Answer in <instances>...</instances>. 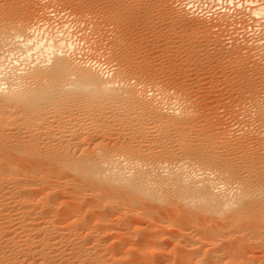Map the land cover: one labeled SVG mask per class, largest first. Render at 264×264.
I'll return each instance as SVG.
<instances>
[{
    "label": "bare ground",
    "instance_id": "1",
    "mask_svg": "<svg viewBox=\"0 0 264 264\" xmlns=\"http://www.w3.org/2000/svg\"><path fill=\"white\" fill-rule=\"evenodd\" d=\"M0 1V264H264V45L238 42L234 64L260 59L259 85L221 126L163 81L101 61L110 52L74 26L79 12ZM243 3L264 18L259 0Z\"/></svg>",
    "mask_w": 264,
    "mask_h": 264
},
{
    "label": "rangeland",
    "instance_id": "2",
    "mask_svg": "<svg viewBox=\"0 0 264 264\" xmlns=\"http://www.w3.org/2000/svg\"><path fill=\"white\" fill-rule=\"evenodd\" d=\"M22 1H24L25 4L29 5L30 9L35 7V8H33L34 11H37V8L39 9L43 4L47 5V7H48V5H50V6L54 5L55 9L57 10L56 12L58 13L60 11L58 13L59 16H61V18L63 20L67 19L68 21H69V18H71L75 14H76L75 15V18H76L77 14L79 12V14L76 18L78 21H76V22L78 24H79V22H81V25L80 24L78 25L76 23L77 25L74 24V26L77 29L82 28L85 31L89 30L87 28H90L91 33L90 32L88 33V31H86V34L88 33L86 36V39H88V42H90V44H91L92 43L91 41L94 40L92 38H95V41L98 44L102 43L101 44L102 46L98 45L99 49H106L104 52H108V51L110 52L108 54L109 56H107V58H101V61L108 60V57H110V56L113 57L112 59H114V60L116 59L115 60L116 62L119 60L118 61L119 63L117 62V64L120 66V69L121 70L124 69L125 73H127V75H125L124 72L122 73L124 78L128 79V76H129V79L135 78L134 79L135 83L137 82L136 81L137 76H139L140 74L141 75L139 77H141V78H139V77H138L139 79L137 78L138 79L137 83H139L140 80L143 82H146L147 79H148L147 83H148V81L150 83L151 81H153V79L163 81L162 83L164 84L163 85L164 89L165 88L167 89L168 87H169L168 89H171V88L174 89L175 88V91H178V93L180 94V98L184 96L182 94H185V96L187 98L190 97L189 100L193 98L190 101L191 103L193 101V103L191 105L193 106L194 104H196L193 107L196 110L198 109L197 112L200 113L199 115H202L203 119L206 118L209 121L211 120L212 123H217L218 122L217 120H219V122H221V123H224L221 126L226 125V123H227L226 121H229L230 124H231V122H232V124L235 123L236 121L231 120L230 118H232L234 115L233 113L235 112L234 109L237 108V103L239 102V100L241 103L244 102L242 100L245 99L244 95L247 92L246 89H249L251 87V85H253V86H255L256 84L259 85V82H258L259 78H255L254 73L252 72V69L255 67L254 63L260 62L259 61L260 59H257L256 57H255L256 59L252 58L253 61H252V59H250L248 61V64H245V66L244 65L243 66L238 65V67L236 66L237 63L234 64V61H233L234 58L238 56L239 48L246 46V44L248 45L247 47L251 46L250 49L253 47L257 48L258 46L262 47L264 45V18H262V19L256 18V17L251 15V13L248 9H250V7H252V6L249 4L246 5V3H243L247 0H240V1L234 0V2H235L234 5L237 2L243 3V6H241V8H237L232 4H225L227 0H221L223 2L222 4H224V6L226 8V11L222 12L223 14H221V12L217 13L216 10H214L215 8L213 7L212 4H210V3H212V2H210V0H191V1H194V3H195V1H197V2H200L201 4L203 3L204 5L208 4V6H212L213 8L210 9V12H212V15L211 14L207 15V13H204L206 11V8H204L203 12H200L202 8L195 7V5H193V4L189 5L190 11L189 10L187 11L186 2L190 1V0H61L62 3L60 0H56V2H54L55 0H50V2H48L47 0H44V2L47 1L45 3L42 2L43 0H40L37 2H36V0L34 2L32 0H20V1L19 0H13V3L14 2L20 3ZM25 1H28V2H25ZM259 1L264 4L263 0H259ZM40 2H42L43 4L42 3L40 4ZM0 3L2 4L1 1H0ZM38 3H39V5H38ZM215 3H216V1H215ZM2 5H3L5 11H7L6 10V7H7L6 4H2ZM13 6L14 5L11 6L10 18L13 21L15 19H16L15 21H17V18H19L21 16L20 12L22 13V10H20V7L17 4L18 7L15 6V8H16V10L19 9V11L18 10L14 11L15 8ZM58 7H59V10L57 9ZM50 8L53 9L52 7H50ZM85 10H87V11L85 12ZM15 12H17V13H15ZM176 12L177 13L182 12V14H185V15L187 13L186 20H183V21L174 20L172 15H173V13H176ZM52 13L53 12H51L50 14H52ZM81 13L82 14L84 13V14L82 15ZM86 13H87V15H85ZM88 13H89V15H88ZM34 14H35V12H34ZM80 15L82 18L80 17ZM90 15H91V17H90ZM188 15H190V16H188ZM13 16H15L14 17L15 19L13 18ZM87 16H89L90 18L88 17L89 18L88 19ZM223 16L224 17L228 16L229 18L227 17L228 19H226V18L223 19L224 18ZM38 17H40V15ZM53 17L54 16L51 15V18H53ZM84 17H86L87 19ZM55 19H57V18L55 17L54 20ZM217 19H219V20H217ZM231 19H233V20H231ZM80 20H82V21H80ZM84 20L88 23L85 24L86 22ZM92 20H94V22ZM225 20L227 21V24L223 22ZM229 20H231V21H229ZM13 21L11 22V24L13 23ZM51 21H53V20H51ZM89 21L90 22L92 21L91 23L98 26V27L90 24ZM217 21H218V23H217ZM219 21H221L222 23L221 22L219 23ZM197 22L201 23V24H198ZM203 23H206L210 27L212 26V28L215 25L216 29L214 28V29H212L213 31L211 30L212 35H210V37L204 36V33L202 32V29H201V25ZM223 23H224V25H223ZM220 24L223 26L221 27ZM198 25H200V27ZM216 25H217V27H216ZM219 25L221 28L218 27ZM92 26H93V29H91ZM217 28H218V30L220 28V30L218 31ZM105 29H107V30H105ZM230 29L232 30V32H235L236 30H238V32H239L238 33L239 36H237L238 38L233 37ZM93 30H95V31H93ZM183 30H184V33H183ZM92 31H93V33H92ZM96 31H97V33L98 32L99 33L97 34ZM220 31L221 32L224 31V32L221 33ZM218 32H220V33H218ZM216 33L219 36H221L220 39H222L223 40L222 42H225V43H222L220 40V43H218L217 45L215 44L216 46L213 44V41H211V39H213L214 37L217 38L218 35ZM91 34H93L92 38L90 37ZM94 35H98V36L94 37ZM199 35H200V37H199ZM202 35H203V37H202ZM193 37H195V38L193 39ZM207 37H209V38H207ZM222 37H224V38H222ZM231 39L233 42L230 41ZM109 40H111V41H109ZM228 40L230 42H227ZM208 41H210V42H208ZM241 41H243V42L247 41V42H245V44L242 42L244 45L241 46V44H240ZM96 42H95V44H97ZM238 42H240V43H238ZM191 43H193V44H191ZM84 44H82L83 48L87 45V44L86 45H84ZM238 44H240L241 47H239ZM123 45H125V46H123ZM109 47H110V49H109ZM118 47H119V49H117ZM220 47L222 49L223 48H225V49L222 50ZM204 48H205V50H204ZM263 48H264V46L262 47V49ZM127 50L129 52H127ZM188 52H189V54H188ZM221 52H222V54H221ZM235 52H237V53H235ZM230 53H231V55H230ZM233 54H235L236 56ZM129 55H130V57L127 58ZM226 55L227 56L229 55V56L226 57ZM142 57H144V58H142ZM189 58H191V59H189ZM188 60H190V61H188ZM145 61H146V63H145ZM192 61H194V62H192ZM120 62H121V64H120ZM125 62L129 66L126 65ZM134 63H135V65H134ZM141 63H142V66H141ZM122 66H123V68H122ZM246 66H248L247 68H249V70L246 68ZM239 67H241L242 69ZM237 68H239L241 70H239ZM146 69H147V71L150 70L151 73L147 72ZM129 70H130V72H129ZM154 70H156V71H154ZM192 70H194V71H192ZM234 71H236V72H234ZM133 72H135V73H133ZM130 73H132L133 75L136 74V76L134 75V77H133V75H131ZM129 74L132 77H130ZM156 74H157V76L159 75L158 78H156ZM172 75H174V76H172ZM238 75L241 77H239ZM242 75H245V76H242ZM148 77L149 78L151 77V78L149 79ZM248 78H250V80ZM221 79H222V81H221ZM177 80H179V81H177ZM244 81H245V83H244ZM143 82H141L139 84H142ZM171 83L174 86L173 85L169 86V85H171ZM145 84L146 83H143L142 85L145 86ZM181 85H182V87H181ZM247 86H248V88H247ZM177 87H180L182 90L180 88L177 89ZM186 87L188 89H186ZM232 87L235 89H233ZM239 88H241V90ZM231 89H233V93H232ZM183 90H185V91H183ZM188 90H190L191 93H189ZM181 91H183V92H181ZM242 91H244V92H242ZM187 92H188V96L186 95ZM191 94L193 97L190 96ZM195 99H197L198 103L195 102L196 101ZM233 99H235V100H233ZM207 101H208V103H207ZM234 105H235V107H234ZM199 106H201V107H199ZM232 107H233V109H232ZM209 111H211V112H209ZM227 111L228 112L231 111V112L228 113ZM204 114H205V117H204ZM226 114H228V115H226ZM215 115L217 116V118ZM212 117L215 119H212ZM221 119H224L225 121L221 120ZM222 121H224V122H222ZM235 127H237V128H234V129L237 130L239 127L238 124H236Z\"/></svg>",
    "mask_w": 264,
    "mask_h": 264
},
{
    "label": "built area",
    "instance_id": "3",
    "mask_svg": "<svg viewBox=\"0 0 264 264\" xmlns=\"http://www.w3.org/2000/svg\"><path fill=\"white\" fill-rule=\"evenodd\" d=\"M191 4L195 5V7L202 8L200 12H203L204 8H206V11L204 13H207V15H210V14L212 15V12H210V9H212L213 7H216L215 10L217 13H219V12L222 13L223 11H226V8H225L224 4H222V3H210L213 5V7H212V6H208V4L204 5L203 3L201 4L200 2H197V1H195V3H194V1H191V0L186 2L187 11L189 10V5H191Z\"/></svg>",
    "mask_w": 264,
    "mask_h": 264
}]
</instances>
